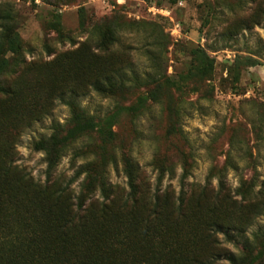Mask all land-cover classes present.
<instances>
[{"label": "rangeland", "instance_id": "1", "mask_svg": "<svg viewBox=\"0 0 264 264\" xmlns=\"http://www.w3.org/2000/svg\"><path fill=\"white\" fill-rule=\"evenodd\" d=\"M0 45L3 87L47 89L45 110L0 137V147L15 142L18 174L39 185L72 182L74 203L81 197L95 211L102 202L121 209L132 183L143 218L156 193L174 211L185 175L191 216L168 233H192L216 203L219 222L234 220L239 229L230 227L231 242L217 234L219 247L240 264H264V0H0ZM79 51L119 70L114 96L83 87L49 97L71 81L65 63ZM74 111L98 126L49 169L36 144L67 136L81 115Z\"/></svg>", "mask_w": 264, "mask_h": 264}, {"label": "trees", "instance_id": "2", "mask_svg": "<svg viewBox=\"0 0 264 264\" xmlns=\"http://www.w3.org/2000/svg\"><path fill=\"white\" fill-rule=\"evenodd\" d=\"M81 26L86 27V21L82 20ZM100 50L107 51L108 47L104 45ZM92 55L93 58H87L80 51L74 52L65 63L72 74L71 81L67 86L65 83L59 86L58 91L48 92L49 97L56 95L62 99L66 95H79L83 87L82 91L90 88L99 95L114 96L115 76L119 70L114 64H104L98 56ZM4 60L0 59V75L7 67V63L2 62ZM249 65L257 66L259 63L250 60ZM212 69L211 63L206 69H201V73L207 74ZM82 70L95 72L93 80H81L77 75H81ZM134 81H137L136 77L126 78L121 83L125 85ZM17 83L6 87L0 84V106L6 104L5 108H0L1 138L8 131H18L17 126L21 122L39 116L36 113L45 110L41 93L47 91L46 88H28L23 82ZM70 105L73 109L76 107ZM75 112L81 115H75L76 126L67 136L60 138L55 134L36 144V149L45 153L49 169L57 166L60 152L78 135L93 131L98 126L92 116ZM82 115L86 119L84 123L81 122ZM5 141L0 147L4 151L0 153V264L241 263L235 255L220 248L219 241L214 239L221 234L231 242L234 236L230 227L239 231L234 220L224 221V224L219 222L217 212L223 210L216 203L210 208L208 218L197 216L192 233L182 234L181 230L173 235L168 233L191 216L183 182L185 175L174 211L172 206L169 209L163 206L161 196L156 193L149 215L143 218L137 211L139 208L132 183L131 196L121 209L111 211V204L106 202L98 203L97 211L92 209L93 205L84 209L85 201L81 197L77 198V205L72 199V182L54 184L49 178L45 185H39L18 174L12 159L15 142L12 139ZM128 168H131L130 165ZM127 173L131 179L132 172L129 170ZM130 203L132 208L124 211L125 207L129 209L127 206Z\"/></svg>", "mask_w": 264, "mask_h": 264}]
</instances>
